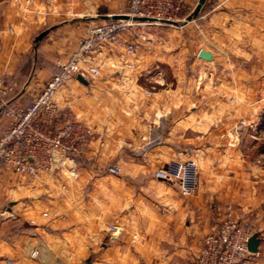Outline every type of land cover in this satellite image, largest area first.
Segmentation results:
<instances>
[{"label": "crops", "instance_id": "1", "mask_svg": "<svg viewBox=\"0 0 264 264\" xmlns=\"http://www.w3.org/2000/svg\"><path fill=\"white\" fill-rule=\"evenodd\" d=\"M126 3L0 0V106L28 105L87 27ZM185 28L195 72L178 70L182 51L105 46L92 54L97 75L72 76L56 92L94 138L76 180L0 171V264H195L227 207L259 239L264 264V0H205ZM7 126L0 114V134ZM185 161L196 166L190 196L158 176Z\"/></svg>", "mask_w": 264, "mask_h": 264}, {"label": "built area", "instance_id": "2", "mask_svg": "<svg viewBox=\"0 0 264 264\" xmlns=\"http://www.w3.org/2000/svg\"><path fill=\"white\" fill-rule=\"evenodd\" d=\"M31 1L26 0L27 3ZM185 4L186 0H127L124 11L118 14L127 16L126 19L110 16L88 26L76 50L66 61L58 63V70L52 73L50 79L43 85L36 82L31 87L28 105L3 103L0 106V114L8 119V126L0 134V171L8 169L14 176L44 183L57 180L61 175L76 180L80 163L93 141L94 131L70 109L58 106L56 92L72 76L80 75L90 80L98 74V68L92 65V54L96 49L113 46L132 54L137 50L136 43L146 39L145 33L136 34L138 28L178 25ZM153 74L162 76L159 69H153ZM151 94V90L146 92L147 97ZM108 170L112 174L120 171L115 166H110ZM195 170L192 161L171 163L158 176L176 182L180 192L190 196L196 188ZM61 189L66 192L65 185L62 184ZM3 214L0 212V218ZM42 215L47 216V213ZM35 216H32L31 222ZM252 236L254 234L249 225L233 219L231 208L227 207L219 227L202 239L195 264H257L259 250H248ZM4 264H12V260L5 258Z\"/></svg>", "mask_w": 264, "mask_h": 264}, {"label": "rangeland", "instance_id": "3", "mask_svg": "<svg viewBox=\"0 0 264 264\" xmlns=\"http://www.w3.org/2000/svg\"><path fill=\"white\" fill-rule=\"evenodd\" d=\"M192 12L193 10L188 9V7H186V4H185V8L179 17L180 20H179L178 25H162V26L147 25L145 26L143 30L141 31V33L146 34L145 35L146 39L145 40L140 39V41L136 43L137 48L143 47L148 52H153L154 49H156V51L161 50L167 54H172L175 52L182 51L184 52L183 53L184 55H182L183 57L181 56L179 61L176 63L178 66L177 67L178 70L180 71V73H184V74L186 72H195L194 69H196V67L191 68V64H192L191 60L194 54V49H192L191 46H188L185 43V37H186L185 26L187 25V23L192 21V19L188 20V17L191 16ZM136 34H138L137 31H136ZM135 37L136 39H138V35H135ZM167 74L169 75V73ZM254 128L252 129L254 130ZM84 161H85V158H84ZM116 168L118 167L116 166ZM118 174H120V171ZM118 174H115V175H118ZM260 260H261V255L259 253V256L257 257V264H260Z\"/></svg>", "mask_w": 264, "mask_h": 264}, {"label": "water", "instance_id": "4", "mask_svg": "<svg viewBox=\"0 0 264 264\" xmlns=\"http://www.w3.org/2000/svg\"><path fill=\"white\" fill-rule=\"evenodd\" d=\"M205 0H198V3L197 5L195 6L191 16L188 17V20H191L192 18H194L201 6L204 4ZM114 19H118V18H127V16H124V15H113L112 16ZM140 20H143L140 18ZM45 34V32L39 34L36 38V41L40 40L43 35ZM198 58L202 59V60H205V61H211L212 60V53L210 51H206V50H203L201 49L199 52H198ZM79 81L81 82H84L83 78L82 77H78ZM258 245H259V239L257 238V236H252L248 242V250L251 251V252H257L258 251Z\"/></svg>", "mask_w": 264, "mask_h": 264}]
</instances>
